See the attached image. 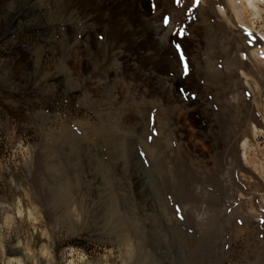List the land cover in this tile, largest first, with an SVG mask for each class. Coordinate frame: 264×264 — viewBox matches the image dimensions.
<instances>
[{
    "label": "rangeland",
    "instance_id": "obj_1",
    "mask_svg": "<svg viewBox=\"0 0 264 264\" xmlns=\"http://www.w3.org/2000/svg\"><path fill=\"white\" fill-rule=\"evenodd\" d=\"M249 3L0 0V264H264Z\"/></svg>",
    "mask_w": 264,
    "mask_h": 264
},
{
    "label": "bare ground",
    "instance_id": "obj_2",
    "mask_svg": "<svg viewBox=\"0 0 264 264\" xmlns=\"http://www.w3.org/2000/svg\"><path fill=\"white\" fill-rule=\"evenodd\" d=\"M245 1H247V4H249V5H251L250 3H249V1L250 0H245ZM157 2V1H156ZM243 3H245V2H243ZM244 6V5H243ZM246 8V7H245ZM116 15V14H115ZM119 15V14H118ZM121 15V14H120ZM131 15V17H133L134 16V14L132 13V14H130ZM114 18V17H113ZM117 19V18H116ZM176 58V57H175ZM183 63V62H182ZM243 146H245L246 145V143L244 142L243 144H242ZM171 173V172H170Z\"/></svg>",
    "mask_w": 264,
    "mask_h": 264
},
{
    "label": "snow or ice",
    "instance_id": "obj_3",
    "mask_svg": "<svg viewBox=\"0 0 264 264\" xmlns=\"http://www.w3.org/2000/svg\"><path fill=\"white\" fill-rule=\"evenodd\" d=\"M177 47H179V46H177ZM185 71H187V65H185Z\"/></svg>",
    "mask_w": 264,
    "mask_h": 264
}]
</instances>
